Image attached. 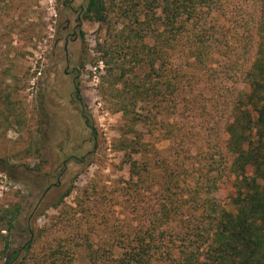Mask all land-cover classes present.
I'll return each instance as SVG.
<instances>
[{
  "label": "trees",
  "instance_id": "obj_1",
  "mask_svg": "<svg viewBox=\"0 0 264 264\" xmlns=\"http://www.w3.org/2000/svg\"><path fill=\"white\" fill-rule=\"evenodd\" d=\"M83 14L109 35L90 63L111 69L114 57L127 60L116 77L106 70L100 94L134 134L118 141L128 166L124 196L139 207L150 195L151 205L136 211L135 227L102 216L104 239L93 243L91 224L72 235L70 250L85 248L89 264H264V0H88ZM222 71L230 86L219 83ZM202 92L227 109L216 111L214 145L197 146L196 133L170 122ZM151 104H164V121ZM141 124L174 142L169 157L135 129ZM18 213L1 210L0 223L9 230Z\"/></svg>",
  "mask_w": 264,
  "mask_h": 264
},
{
  "label": "rangeland",
  "instance_id": "obj_2",
  "mask_svg": "<svg viewBox=\"0 0 264 264\" xmlns=\"http://www.w3.org/2000/svg\"><path fill=\"white\" fill-rule=\"evenodd\" d=\"M65 1L0 0V211H19L9 230L0 223V264L14 251L19 253L11 264H89L85 248L70 250L73 234L94 224L92 241L97 246L108 234L102 216L135 227L140 221L136 211H148L151 205L150 195L139 207L124 196L128 166L118 141L124 133L131 138L134 134L114 111L113 101L100 94L101 77L107 71L116 77V66L126 68L127 60L114 57L113 71L102 61L90 63L102 56L95 53V44L106 45L109 35L84 14L81 35L68 45L66 56L63 40L56 43V28L75 19L73 12L88 0H74L72 10L63 7ZM74 68L76 73L64 75ZM224 72L218 82L230 86ZM202 94L188 107L180 103L170 122L196 133L197 146L214 145L221 137L213 130L220 116L216 111L227 109L223 99ZM152 106L146 109L159 115L158 122L164 121V104ZM135 129L145 133L159 155L170 156L174 142L162 140L158 126L141 124ZM82 157L83 163L75 160ZM60 172V184L52 186ZM226 194L218 193L223 203ZM68 214L74 215L72 221ZM42 230L44 236L34 240L33 233L38 236Z\"/></svg>",
  "mask_w": 264,
  "mask_h": 264
},
{
  "label": "flooded vegetation",
  "instance_id": "obj_3",
  "mask_svg": "<svg viewBox=\"0 0 264 264\" xmlns=\"http://www.w3.org/2000/svg\"><path fill=\"white\" fill-rule=\"evenodd\" d=\"M73 1L74 0H67L62 5H63V7L65 9L72 10L71 3ZM86 5L85 6H80L78 11H74L73 12L74 14H76V18L75 19L73 17H71L70 20H66V24L65 25L61 26L59 24L57 26V28H56V34L58 35V38L56 39V43L59 42L60 39L63 40V42H64L63 50H64L66 56H67L68 45L71 42L76 41V39H78V37H80V35H81V31H80L79 27H80L81 17H82V14H83V11H84V8L86 7ZM67 61H68V59H67ZM71 73H76V68L71 69V71H69V72L68 71H64V75L65 76H69ZM75 78L76 77L74 76V80H75ZM75 89L77 90V88H75ZM78 94L79 93L76 91V97L79 99ZM84 122H85L86 126H89L88 122H87V119H85ZM75 160H77L79 163H83V161H85V157H82L81 159H75ZM63 165L66 168V161L63 163ZM62 175H63V172H60L59 175H58L57 184H54L52 186H58L60 184V178H61Z\"/></svg>",
  "mask_w": 264,
  "mask_h": 264
}]
</instances>
